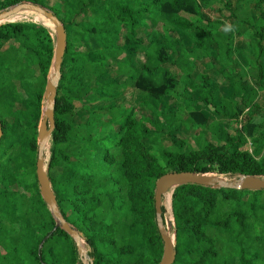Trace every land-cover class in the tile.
Masks as SVG:
<instances>
[{
	"label": "trees",
	"instance_id": "16d2710c",
	"mask_svg": "<svg viewBox=\"0 0 264 264\" xmlns=\"http://www.w3.org/2000/svg\"><path fill=\"white\" fill-rule=\"evenodd\" d=\"M25 1L66 30L47 173L93 264L159 263L160 176H264L263 0L256 20L231 0H0V11ZM52 36L0 25V264L79 263L35 173ZM171 195L174 264H264V190L188 184Z\"/></svg>",
	"mask_w": 264,
	"mask_h": 264
},
{
	"label": "water",
	"instance_id": "95a60500",
	"mask_svg": "<svg viewBox=\"0 0 264 264\" xmlns=\"http://www.w3.org/2000/svg\"><path fill=\"white\" fill-rule=\"evenodd\" d=\"M22 9L30 10L31 12L47 19L49 23L54 26L55 31V36L52 37L54 44L53 58L43 94V103L45 106H43L37 132L35 173L39 192L56 223V227L65 231L74 241L80 263L93 264V258L90 257L89 251L82 246V234L69 224L60 213L56 196L52 190L47 173L49 159H47V162L45 159L47 145L52 139V134L55 130L54 110L57 90L61 79V66L67 44L66 30L62 21L51 10L44 6L27 1L1 10L0 25L6 23L4 20ZM1 137L2 129L0 125V140ZM188 184H195L215 189L227 188L235 190L260 191L264 190V176L238 175L228 179L222 175L196 173L190 171L168 172L160 176L155 182L154 190L155 221L163 244V253L158 264H174L176 258L174 220V233L172 238L170 235L172 223L166 220L163 216V197L169 191H172L173 193L176 187Z\"/></svg>",
	"mask_w": 264,
	"mask_h": 264
},
{
	"label": "rangeland",
	"instance_id": "374dc122",
	"mask_svg": "<svg viewBox=\"0 0 264 264\" xmlns=\"http://www.w3.org/2000/svg\"><path fill=\"white\" fill-rule=\"evenodd\" d=\"M27 2H30V3H32L31 1H27ZM47 5H48V3H47ZM57 5H60V6H62V2H60V3H58ZM18 14H21L25 19H27L28 20V18L29 17H36V18H42V19H44L43 17H41V16H39L38 14H36V13H33V12H31V11H26V10H23V11H21L20 13H18ZM13 23V22H12ZM23 23H29V22H26V21H24L23 20ZM30 23H33V22H30ZM36 24V23H35ZM47 29V28H46ZM48 31H51V32H53V34H54V36H55V31H54V29H47ZM53 37V36H52ZM212 74V76H213V72L211 73ZM212 81H213V79H211ZM174 98V99H173ZM171 100H172V107H173V109H174V104H175V102H176V100H180V98L178 97V98H175L174 96H172V98H171ZM45 106V105H44ZM211 117V116H210ZM211 119H213V118H211ZM40 120H41V117H40ZM40 120H39V122H38V125H39V123H40ZM83 121V119L81 118V119H79V120H77L76 121V123H78V122H82ZM179 136H182V134H180ZM166 139H165V141H164V144H167V145H170L171 144V137H165ZM204 137H202L201 139H203ZM50 152H51V140H50V142L48 143V145H47V150H46V157H45V159H46V162H47V159H49V156H50ZM209 174H214V173H209ZM217 175V174H216ZM223 177H226V178H228V179H230V178H233V177H230V176H224V175H222ZM234 177H236V176H234ZM162 204H163V210H164V212H163V216H164V218L166 219V220H168L169 222H171L172 223V227H171V229H170V233H171V235H172V238H173V233H174V231H173V217H172V210H171V192H168V193H166L165 195H164V197H163V201H162ZM82 239H83V242H82V246H84L89 252H90V249H89V247H88V245H87V243H86V241H85V239H84V237L82 236ZM78 264H81L80 263V261H79V263Z\"/></svg>",
	"mask_w": 264,
	"mask_h": 264
},
{
	"label": "crops",
	"instance_id": "0c3cea01",
	"mask_svg": "<svg viewBox=\"0 0 264 264\" xmlns=\"http://www.w3.org/2000/svg\"><path fill=\"white\" fill-rule=\"evenodd\" d=\"M50 1H53V2H56V4L62 2V0H50ZM234 4L235 3H240L241 5V8L239 9L238 13L239 14H242V15H249L252 17V19L256 20L259 16H260V11L258 8L255 7V1L257 2V0H231ZM52 3V2H51ZM215 6L218 5V3H214ZM261 7L264 9V0L263 2L261 3ZM174 38L176 39H181L180 36H174ZM244 42L247 44V40L244 38ZM189 42H187L188 44ZM190 49L192 48V44L191 46H189ZM243 53L245 55H248L250 53V47L249 45L244 47V49L242 50ZM207 69V62L206 61H203L201 63H199L197 65V70L199 72L201 71H205ZM221 86L225 89L224 93L222 95H225V94H229L231 92V88H232V82L230 81H222L221 83ZM182 99L180 98V100L178 101H181ZM199 109L201 110H204L203 108L199 107ZM165 146H168L167 144H165Z\"/></svg>",
	"mask_w": 264,
	"mask_h": 264
},
{
	"label": "bare ground",
	"instance_id": "6f19581e",
	"mask_svg": "<svg viewBox=\"0 0 264 264\" xmlns=\"http://www.w3.org/2000/svg\"><path fill=\"white\" fill-rule=\"evenodd\" d=\"M23 10H25V9H22V10L18 11L16 14L8 17L6 20H4V22H6V23H12V22L15 23V22H23V20H24V21L29 22V23L33 22V23L39 24V25H41V26H43V27H45L47 29H54V26L52 24H50L49 21L47 19H45V18L42 19V18H36V17L32 16V17H29L28 20L25 19L21 14H18V13H20ZM26 11H30V10H26ZM169 192H172V191H169ZM170 235H171V233H170ZM171 237H172V235H171Z\"/></svg>",
	"mask_w": 264,
	"mask_h": 264
},
{
	"label": "clouds",
	"instance_id": "9594fccd",
	"mask_svg": "<svg viewBox=\"0 0 264 264\" xmlns=\"http://www.w3.org/2000/svg\"><path fill=\"white\" fill-rule=\"evenodd\" d=\"M230 30H232V28H231V26L229 25V26H225V28H224V31L225 32H228V31H230ZM173 217V216H172Z\"/></svg>",
	"mask_w": 264,
	"mask_h": 264
}]
</instances>
